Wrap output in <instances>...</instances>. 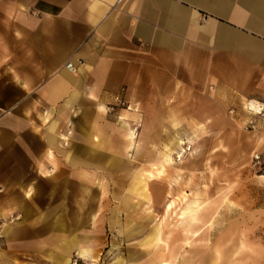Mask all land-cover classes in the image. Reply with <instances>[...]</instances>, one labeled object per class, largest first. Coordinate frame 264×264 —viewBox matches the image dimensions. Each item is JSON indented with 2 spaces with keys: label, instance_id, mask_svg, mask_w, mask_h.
I'll return each instance as SVG.
<instances>
[{
  "label": "crops",
  "instance_id": "obj_1",
  "mask_svg": "<svg viewBox=\"0 0 264 264\" xmlns=\"http://www.w3.org/2000/svg\"><path fill=\"white\" fill-rule=\"evenodd\" d=\"M249 99L264 102V0H0V217L21 216L0 264L42 255L43 234L92 232L108 184L176 131L264 160ZM122 118L147 137L137 154Z\"/></svg>",
  "mask_w": 264,
  "mask_h": 264
},
{
  "label": "rangeland",
  "instance_id": "obj_2",
  "mask_svg": "<svg viewBox=\"0 0 264 264\" xmlns=\"http://www.w3.org/2000/svg\"><path fill=\"white\" fill-rule=\"evenodd\" d=\"M162 123L168 124L166 121ZM232 141L231 138H226L223 147V144L217 145L216 140H210L207 151L196 162L194 169L184 170L180 185L173 187L175 194L179 188L191 194L196 186L208 184L209 200L206 207L215 212L213 224H198V230L187 235L181 234L180 229H177L169 241V249L161 252H158L161 245L157 248L143 246L142 241L148 230L128 235L127 229L134 228L139 222L146 224L147 221L144 222L143 219L149 208L158 217H162L168 201L167 194L171 189L170 180L173 178L164 176L151 182V201L147 204V200L140 202L139 198L130 193L131 182L128 179L115 177L108 184L106 209H103V201L98 203V207H101L98 212L102 214L97 217L94 231L64 232L56 234L57 236L43 234V240H47L49 247L43 249L42 255L26 257L16 264H155L157 256H167L172 248L177 252L174 264H183V260H189L190 264H209L206 257L213 243L232 222L238 223L249 241L264 250V178L258 176L264 174V170L258 171L251 166L253 154L263 152H233ZM81 228L87 229L85 226ZM79 241L93 247L94 259L77 255L76 245ZM2 242L3 240L0 241V247ZM72 245L74 247L71 249ZM230 245L231 242L227 246L229 250ZM63 254L70 256L68 262L61 259Z\"/></svg>",
  "mask_w": 264,
  "mask_h": 264
},
{
  "label": "bare ground",
  "instance_id": "obj_3",
  "mask_svg": "<svg viewBox=\"0 0 264 264\" xmlns=\"http://www.w3.org/2000/svg\"><path fill=\"white\" fill-rule=\"evenodd\" d=\"M99 110L104 112L106 108L100 105ZM118 123L122 129L124 149L127 152L134 151L137 154L147 137L143 135L139 137L138 128L131 126L124 118L119 120ZM173 125L176 126L177 122L173 121ZM54 127L55 122L52 124L53 130ZM179 134L178 131L169 134L162 141L156 156L148 162L143 163V165L138 166V168H135L131 174L130 193L134 197L139 198L140 202L147 200V204L151 201L149 196L151 182L159 180L164 176L173 178L170 180L171 189L167 194L168 201L165 204L162 217H158L149 208L148 214L143 219L144 222L147 221L146 224L139 222L134 228L130 227L127 229L128 235L139 234L148 230V234L143 239L142 245L154 248L161 245L158 252L169 249V241L177 229H180V233L185 235L195 233L198 230L196 229L198 224H201V226L213 224L215 216V212L206 207L209 200L208 184L205 183L203 187L196 186L194 190H191V194L182 188H179L176 194L173 193V187L180 185L182 172L186 169H194L196 162L205 153L203 140L199 139L194 142V148L189 153L182 155L181 150L183 151V145L186 142H184ZM62 139L66 143L64 146H68L69 136L64 135ZM95 141L97 143L100 142L98 136L95 137ZM258 176L264 178V174ZM96 185L99 188L103 187V179L101 177L97 178ZM126 199L128 203V198ZM96 223L97 213L93 212L89 217V229L91 231L95 230ZM17 224L18 221L8 224L6 230L12 233ZM230 242L231 249L229 250L227 246ZM73 247L74 245H72L71 249ZM76 250L79 257L85 259L91 257L94 259V250L90 244H84L82 241H79L77 242ZM176 256L177 252L172 248L167 256L162 257V254L157 256L155 264H174ZM62 258L64 262L70 260V256L68 255L63 254L61 255ZM206 259L209 260V264H264V250L258 244L249 241L247 234L244 230L240 229L238 223L232 222L225 227L215 240ZM183 264H190V262L189 260H183Z\"/></svg>",
  "mask_w": 264,
  "mask_h": 264
},
{
  "label": "built area",
  "instance_id": "obj_4",
  "mask_svg": "<svg viewBox=\"0 0 264 264\" xmlns=\"http://www.w3.org/2000/svg\"><path fill=\"white\" fill-rule=\"evenodd\" d=\"M67 68L70 71L75 70L72 62H69L67 64ZM121 105H125V104L122 102ZM244 108L248 113H250V114L258 117L262 121H264V102L249 99L246 101ZM109 110L113 111L114 108L109 107ZM230 112H233V111L231 110ZM248 127L251 129H254L255 123L253 121H250L248 124ZM70 132H71V130L67 131L68 134H70ZM63 144L66 145L64 140H63ZM191 150H192V144L190 142H186L183 145V151L181 150V154L185 155V154L189 153ZM251 166L258 171L264 170V160H263L261 153L256 152L253 154V156L251 158ZM20 218H21V216L18 213H10L6 217H0V241H2L5 238L7 225L20 220Z\"/></svg>",
  "mask_w": 264,
  "mask_h": 264
}]
</instances>
